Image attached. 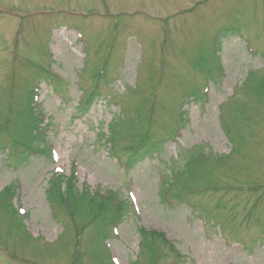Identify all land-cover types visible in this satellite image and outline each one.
<instances>
[{"label":"rangeland","instance_id":"1","mask_svg":"<svg viewBox=\"0 0 264 264\" xmlns=\"http://www.w3.org/2000/svg\"><path fill=\"white\" fill-rule=\"evenodd\" d=\"M37 80L57 160L19 163L20 144L37 141L25 112ZM260 80L264 0H0V197L13 185L15 209L27 210L18 217L0 201V264H74V217H55L47 198L55 169L69 177L74 164L78 190L115 191L135 205L114 237L81 222L77 264H115L111 254L119 264H264ZM99 83L104 95L77 114L83 85ZM114 123L125 157L146 127L150 140L169 139L126 170L105 141ZM163 175L184 201L164 203ZM140 228L163 230L174 245L144 240Z\"/></svg>","mask_w":264,"mask_h":264},{"label":"trees","instance_id":"2","mask_svg":"<svg viewBox=\"0 0 264 264\" xmlns=\"http://www.w3.org/2000/svg\"><path fill=\"white\" fill-rule=\"evenodd\" d=\"M260 83L263 85L264 81L260 80ZM97 89V88H96ZM31 98L28 103V107H26L25 112L27 115V130L30 136L37 137V141H31L32 146L24 144L17 153H14L13 155L19 156L20 158H29L31 156V153L33 151L48 153L44 149H40L37 147H47L45 144V141L43 140L42 134L39 132V129L41 128V118L39 113L35 110L34 103H35V88H33V91L31 92ZM96 98V90L93 89L90 93L87 94V101L85 104L80 107L79 112H85L89 110ZM184 111L182 110L180 112L181 119L184 120L183 117ZM116 126L112 124L110 128L109 133V140L112 142V144L116 145ZM226 132L229 135V138L234 140L235 136L231 134L230 131ZM142 134H145L144 138L140 141L136 142L135 144L128 145L127 149L130 152V155L127 159V164L129 167L135 166L138 162H141L145 160L146 158L153 156L154 152H157L161 150V147L165 146L167 138L164 136H161L162 138L155 139L153 137L152 140L150 135L149 129L146 130V132H142ZM4 147H0V151L4 150ZM50 156V154H49ZM66 180V184L63 187L62 182ZM11 187H7L1 194L0 201L3 200L8 209L10 210L11 214H16L18 217H20L19 209H15L13 205V198L16 192H14V189L12 188L13 185H10ZM174 183L170 185L168 190L175 189L173 188ZM12 188V189H11ZM216 189H219V187H215ZM166 185L162 188L163 196L166 195ZM93 192V191H92ZM89 188H86L82 191L78 190V186L75 183L74 176L65 177L61 174H55L54 177L50 181L49 188L47 190V198L50 202V205L53 209L54 216L58 217L57 210L64 211L72 220L74 217V220L72 223H74L73 229L75 231V241L76 242V252L77 255L73 258V263L77 264L81 260L79 259L78 254L81 253V242H82V234L85 231V225L81 222H87V223H95L99 227V233L102 231V234L105 235L109 228L114 229L117 227V223L122 221V219L129 213L131 210V203L128 199H124L121 197H118L117 192L115 191H108L107 193L102 194L100 193H92ZM179 193H181V189L178 190L175 195L179 196ZM2 201V202H3ZM95 208V209H94ZM97 209V210H96ZM18 210V211H17ZM96 210V211H95ZM140 233L144 235L145 238L152 239V241H160L165 245L171 244L168 239L166 238V234L158 229H151L147 230L145 228L139 229ZM27 235V233H26ZM30 235V234H29ZM78 236V237H77ZM28 237V235H27ZM37 239V238H36ZM156 257H154V261L161 258V256H158L157 253L155 254ZM152 263V262H151Z\"/></svg>","mask_w":264,"mask_h":264}]
</instances>
